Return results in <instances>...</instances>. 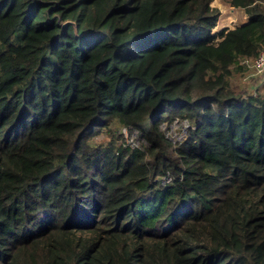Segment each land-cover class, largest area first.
Wrapping results in <instances>:
<instances>
[{"label":"trees","instance_id":"1","mask_svg":"<svg viewBox=\"0 0 264 264\" xmlns=\"http://www.w3.org/2000/svg\"><path fill=\"white\" fill-rule=\"evenodd\" d=\"M213 1L0 0V264H264V0Z\"/></svg>","mask_w":264,"mask_h":264},{"label":"rangeland","instance_id":"2","mask_svg":"<svg viewBox=\"0 0 264 264\" xmlns=\"http://www.w3.org/2000/svg\"><path fill=\"white\" fill-rule=\"evenodd\" d=\"M211 6L216 7L220 11L217 24L213 28L212 33H217L223 28L232 29L247 21L243 9L233 8L223 0H214L211 3ZM221 24L223 25L222 27ZM247 61L250 63L251 60L247 59ZM252 73L253 70L249 69V67H246L244 64H242L241 69L233 68L232 73L228 78L229 89L238 94H259L264 96V80H262L260 77H256L254 74L250 76ZM172 122L173 121L162 122L160 124L161 130H164V126L168 128V138H176L179 136V129L176 126L172 127ZM115 131L118 135H120V138L116 140V142L123 143L124 146L139 147V145L143 142V139L136 130L130 128L119 129L117 127H112L109 131L100 130L99 132L95 133V135H93L92 139L90 140V145L97 146L99 143L106 142L108 133H113ZM184 140L174 142V140L168 139L167 141H169L171 145L176 146L182 143Z\"/></svg>","mask_w":264,"mask_h":264},{"label":"built area","instance_id":"3","mask_svg":"<svg viewBox=\"0 0 264 264\" xmlns=\"http://www.w3.org/2000/svg\"><path fill=\"white\" fill-rule=\"evenodd\" d=\"M246 67H249V69L253 70V73L250 75L252 76L253 74L256 77H260L262 80H264V50L253 60L248 63L247 60H244L242 62ZM176 126L179 129V136L176 138H168V128L164 126V130H162V134L164 136V139H172L175 141H181L187 138V133L188 130L193 128L190 126L188 120L186 118L184 119H179L175 118L172 122V127ZM174 134V133H173ZM158 182L162 187H165L167 185H170L172 182V177L170 174L166 173L162 175L161 177L158 178Z\"/></svg>","mask_w":264,"mask_h":264},{"label":"bare ground","instance_id":"4","mask_svg":"<svg viewBox=\"0 0 264 264\" xmlns=\"http://www.w3.org/2000/svg\"><path fill=\"white\" fill-rule=\"evenodd\" d=\"M222 26H223V25L221 24V27H222ZM221 27H220V28H221Z\"/></svg>","mask_w":264,"mask_h":264},{"label":"clouds","instance_id":"5","mask_svg":"<svg viewBox=\"0 0 264 264\" xmlns=\"http://www.w3.org/2000/svg\"><path fill=\"white\" fill-rule=\"evenodd\" d=\"M194 128V127H193ZM193 128H191L190 130H192Z\"/></svg>","mask_w":264,"mask_h":264},{"label":"crops","instance_id":"6","mask_svg":"<svg viewBox=\"0 0 264 264\" xmlns=\"http://www.w3.org/2000/svg\"><path fill=\"white\" fill-rule=\"evenodd\" d=\"M247 22V21H246Z\"/></svg>","mask_w":264,"mask_h":264}]
</instances>
